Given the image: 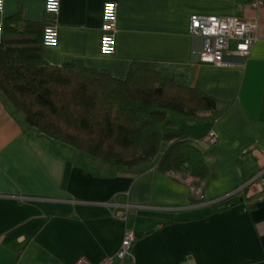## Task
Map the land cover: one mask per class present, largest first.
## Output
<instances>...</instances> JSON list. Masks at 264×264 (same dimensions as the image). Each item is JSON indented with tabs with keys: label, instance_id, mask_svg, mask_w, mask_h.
Listing matches in <instances>:
<instances>
[{
	"label": "crops",
	"instance_id": "obj_1",
	"mask_svg": "<svg viewBox=\"0 0 264 264\" xmlns=\"http://www.w3.org/2000/svg\"><path fill=\"white\" fill-rule=\"evenodd\" d=\"M117 3L115 51H101L103 5ZM17 14L42 22L45 0H4L1 20ZM233 15L257 24L247 57L230 66L197 60L190 16ZM58 38L43 59L80 58L123 79L133 61L156 63L213 97L217 111L187 119L186 133L204 152L211 174L185 169L109 170L75 147L27 127L0 95V264H121L126 229L135 234L133 264H264V4L245 0H60ZM233 45L230 47L232 51ZM213 141L206 140L208 133ZM237 192L220 211L211 204ZM130 204L126 220L116 205ZM138 215H141L138 218ZM137 217V218H130Z\"/></svg>",
	"mask_w": 264,
	"mask_h": 264
},
{
	"label": "trees",
	"instance_id": "obj_2",
	"mask_svg": "<svg viewBox=\"0 0 264 264\" xmlns=\"http://www.w3.org/2000/svg\"><path fill=\"white\" fill-rule=\"evenodd\" d=\"M17 14L1 20L0 95L27 127L72 145L109 170L139 173L185 169L204 179L211 174L205 152L171 119H199L195 111L216 109L213 97L156 63L133 61L123 79L87 67L80 58L53 65L42 57L43 33L54 22ZM237 192L213 202L220 211L239 202ZM134 238L132 244L134 243ZM130 264V259H127Z\"/></svg>",
	"mask_w": 264,
	"mask_h": 264
},
{
	"label": "built area",
	"instance_id": "obj_3",
	"mask_svg": "<svg viewBox=\"0 0 264 264\" xmlns=\"http://www.w3.org/2000/svg\"><path fill=\"white\" fill-rule=\"evenodd\" d=\"M254 9H258L264 0H245ZM4 0H0V18L3 13ZM111 6V8H109ZM60 10V0H45V11L52 14L54 18ZM117 3L107 1L103 5V22L101 25V51L105 55H111L115 51L116 38ZM190 33L199 37L201 46L197 52V60L203 64L219 66H230L234 63L224 58L225 53H233L242 58L247 57L252 45L258 40L257 24L255 21L245 20L233 15H205L192 14L190 16ZM2 38V26L0 19V41ZM58 30L55 21L45 27L43 33L44 45H55L57 43ZM233 45L232 51L230 47ZM206 140L213 141L214 134L208 133ZM233 194V193H232ZM130 204L116 205L115 217L126 220L131 211ZM135 238L132 230L126 229L121 247L117 256L121 264L132 262L131 246ZM110 259L97 263L109 264ZM74 264H93L84 258L78 259Z\"/></svg>",
	"mask_w": 264,
	"mask_h": 264
},
{
	"label": "rangeland",
	"instance_id": "obj_4",
	"mask_svg": "<svg viewBox=\"0 0 264 264\" xmlns=\"http://www.w3.org/2000/svg\"><path fill=\"white\" fill-rule=\"evenodd\" d=\"M203 114H204L203 110L195 111V115L198 118H201ZM170 117L177 124V126L183 128V130H190V125L188 124V122H186L187 118L179 116V115H171ZM196 120H199V119H196ZM185 132H187V131H185ZM140 217H141V215H138V218H140ZM130 218H137V217H130Z\"/></svg>",
	"mask_w": 264,
	"mask_h": 264
},
{
	"label": "snow or ice",
	"instance_id": "obj_5",
	"mask_svg": "<svg viewBox=\"0 0 264 264\" xmlns=\"http://www.w3.org/2000/svg\"><path fill=\"white\" fill-rule=\"evenodd\" d=\"M109 8H111V6H109Z\"/></svg>",
	"mask_w": 264,
	"mask_h": 264
}]
</instances>
